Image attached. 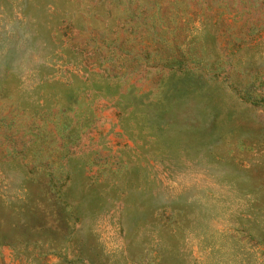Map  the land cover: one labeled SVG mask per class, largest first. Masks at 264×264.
<instances>
[{
    "label": "rangeland",
    "instance_id": "obj_1",
    "mask_svg": "<svg viewBox=\"0 0 264 264\" xmlns=\"http://www.w3.org/2000/svg\"><path fill=\"white\" fill-rule=\"evenodd\" d=\"M0 264H264V0H0Z\"/></svg>",
    "mask_w": 264,
    "mask_h": 264
}]
</instances>
